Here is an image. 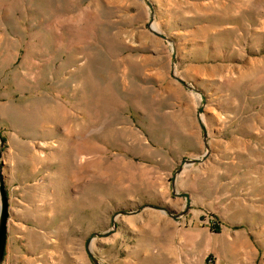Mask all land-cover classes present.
<instances>
[{"label":"rangeland","instance_id":"rangeland-1","mask_svg":"<svg viewBox=\"0 0 264 264\" xmlns=\"http://www.w3.org/2000/svg\"><path fill=\"white\" fill-rule=\"evenodd\" d=\"M149 1L0 0L2 264H264V0Z\"/></svg>","mask_w":264,"mask_h":264},{"label":"water","instance_id":"water-1","mask_svg":"<svg viewBox=\"0 0 264 264\" xmlns=\"http://www.w3.org/2000/svg\"><path fill=\"white\" fill-rule=\"evenodd\" d=\"M148 4L150 7H152V4L149 0H147ZM0 140L1 144L3 145L4 143V138L2 135H0ZM2 157V153L0 152V158ZM190 160H185L183 163L180 165L178 170L175 173V176L173 178V183L175 182L176 175L179 171H181L182 167L185 165L186 162ZM195 162L199 160H194ZM3 166L2 163L0 162V264H2L5 254H6V249H7V244H8V231H9V219L11 215L10 211V198L8 194V190L5 184L4 180V175H3ZM186 197L188 196L187 193L184 194ZM114 224V221H113ZM114 226H116L114 224ZM115 229H113L114 231ZM112 233V231H109L104 234L98 233V236H107L108 234ZM94 238V234L91 235L88 239L87 246L90 244V241ZM94 258V256H93ZM94 260L97 262V260L94 258Z\"/></svg>","mask_w":264,"mask_h":264},{"label":"trees","instance_id":"trees-1","mask_svg":"<svg viewBox=\"0 0 264 264\" xmlns=\"http://www.w3.org/2000/svg\"><path fill=\"white\" fill-rule=\"evenodd\" d=\"M0 135H1V133H0Z\"/></svg>","mask_w":264,"mask_h":264}]
</instances>
